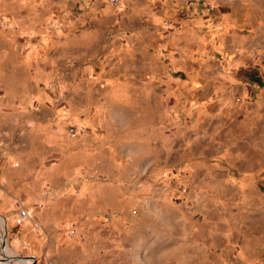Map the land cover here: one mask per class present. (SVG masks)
<instances>
[{
	"label": "rangeland",
	"instance_id": "rangeland-1",
	"mask_svg": "<svg viewBox=\"0 0 264 264\" xmlns=\"http://www.w3.org/2000/svg\"><path fill=\"white\" fill-rule=\"evenodd\" d=\"M0 217L1 264H264V0H0Z\"/></svg>",
	"mask_w": 264,
	"mask_h": 264
},
{
	"label": "water",
	"instance_id": "water-1",
	"mask_svg": "<svg viewBox=\"0 0 264 264\" xmlns=\"http://www.w3.org/2000/svg\"><path fill=\"white\" fill-rule=\"evenodd\" d=\"M2 245H3L2 246V253H3L4 257H0V261H6L8 259V256H6V254H4V249L6 247L4 236H3V244ZM11 260H17L18 262L23 263V261L26 260V258H24V257H13V259H11Z\"/></svg>",
	"mask_w": 264,
	"mask_h": 264
},
{
	"label": "built area",
	"instance_id": "built-area-1",
	"mask_svg": "<svg viewBox=\"0 0 264 264\" xmlns=\"http://www.w3.org/2000/svg\"><path fill=\"white\" fill-rule=\"evenodd\" d=\"M26 218V212L25 211H21L19 218H18V222L22 223V221Z\"/></svg>",
	"mask_w": 264,
	"mask_h": 264
},
{
	"label": "bare ground",
	"instance_id": "bare-ground-1",
	"mask_svg": "<svg viewBox=\"0 0 264 264\" xmlns=\"http://www.w3.org/2000/svg\"><path fill=\"white\" fill-rule=\"evenodd\" d=\"M0 221L4 223V221H3V219H2L1 217H0ZM2 241H3V237H2ZM5 250L8 252V257H9V255H10V250L8 249L7 246L5 247ZM26 262H28V261H27V260H24V261H23V263H26ZM0 264H1V262H0Z\"/></svg>",
	"mask_w": 264,
	"mask_h": 264
},
{
	"label": "trees",
	"instance_id": "trees-1",
	"mask_svg": "<svg viewBox=\"0 0 264 264\" xmlns=\"http://www.w3.org/2000/svg\"><path fill=\"white\" fill-rule=\"evenodd\" d=\"M253 95H254V92H253Z\"/></svg>",
	"mask_w": 264,
	"mask_h": 264
}]
</instances>
